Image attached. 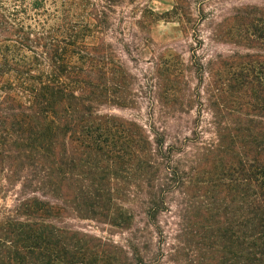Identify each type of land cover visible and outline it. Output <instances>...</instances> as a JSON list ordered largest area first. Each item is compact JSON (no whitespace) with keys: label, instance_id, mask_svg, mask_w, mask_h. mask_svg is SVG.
I'll return each mask as SVG.
<instances>
[{"label":"trees","instance_id":"obj_1","mask_svg":"<svg viewBox=\"0 0 264 264\" xmlns=\"http://www.w3.org/2000/svg\"><path fill=\"white\" fill-rule=\"evenodd\" d=\"M130 2L16 0L0 11V264H163L167 256L174 264H264V57L218 80L210 61L200 97L210 119L199 112L184 138L189 152L156 122L108 109L136 104L132 74L114 55L128 48L125 24L114 27ZM167 15L192 29L177 8ZM208 21L212 34L236 30L264 44L263 7ZM177 193L187 197L185 217L171 244L161 216ZM139 218L159 244L142 241ZM73 220L128 232L130 241Z\"/></svg>","mask_w":264,"mask_h":264},{"label":"rangeland","instance_id":"obj_2","mask_svg":"<svg viewBox=\"0 0 264 264\" xmlns=\"http://www.w3.org/2000/svg\"><path fill=\"white\" fill-rule=\"evenodd\" d=\"M15 1L0 0V11L12 10ZM52 1L48 0V4ZM57 1L61 5L62 0ZM91 1L99 2V0ZM131 1L118 10L114 27H121L120 23L125 24L124 39L128 48L125 51H121V47L114 48V55L116 60L122 58L121 60L126 63L132 74L133 79L128 82V86L131 88L130 93L136 98V104L124 109H118L116 106L108 109L118 116L137 119L147 126L156 122L160 129L168 131L169 140L176 137L183 142L185 137H191L199 112L204 119H210L208 111L205 110L202 113L201 106L206 97V93L201 91L206 86L210 61L214 60L216 63V74L219 72L216 80H218L226 76L232 66L264 57L263 43L246 42L237 36L236 30H231L229 35L225 32L212 34L209 17H218L222 11L232 12L233 9L246 8V6L264 8V0ZM176 8L184 22H191L189 24V27L192 26L191 30L178 24L176 18L174 19L176 15L173 18L167 15ZM111 37L113 42L117 41L114 35ZM114 44L117 46L116 42ZM118 46H120L119 43ZM158 78H162L161 83L164 85L160 90L156 89ZM190 95L194 96L192 100L195 102L194 105L182 106L181 103ZM183 143L191 146L188 148L191 152L192 143L186 141ZM197 190L196 188L189 191L192 198L199 195ZM186 198L178 193L170 195V211L161 216L165 231L171 233V240H169L171 244H173V238L179 235V233L175 235L173 231L180 229L183 223L182 217H185V213L179 207L183 205ZM189 202L194 203V200L190 199ZM7 203L11 204L10 198ZM139 223L140 225L144 223L143 218H139ZM71 224L108 238L117 244H126L131 238L128 232L109 227L103 228L96 223L73 220ZM139 229L138 235L143 237L142 241L148 242L149 246L152 243L159 244L160 237L151 227L148 228L143 224ZM133 233L135 235L136 231ZM182 241L181 247L186 248L183 254L191 256L190 239L184 237ZM182 259L187 261L186 256H182ZM174 260H176L175 257L167 256L163 264H174Z\"/></svg>","mask_w":264,"mask_h":264}]
</instances>
